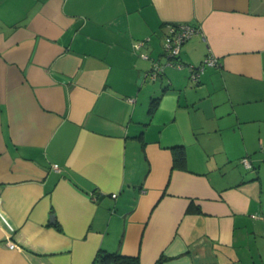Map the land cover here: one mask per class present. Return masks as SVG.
Listing matches in <instances>:
<instances>
[{
  "label": "crops",
  "instance_id": "crops-1",
  "mask_svg": "<svg viewBox=\"0 0 264 264\" xmlns=\"http://www.w3.org/2000/svg\"><path fill=\"white\" fill-rule=\"evenodd\" d=\"M98 248L264 264V0H0V264Z\"/></svg>",
  "mask_w": 264,
  "mask_h": 264
},
{
  "label": "built area",
  "instance_id": "built-area-1",
  "mask_svg": "<svg viewBox=\"0 0 264 264\" xmlns=\"http://www.w3.org/2000/svg\"><path fill=\"white\" fill-rule=\"evenodd\" d=\"M197 31H198V28L196 26H193L188 23L169 24L168 31L165 35V41H164V48H165V51L168 53L169 57L172 59L176 58L179 54L181 45ZM142 44H143V41H138L134 43L133 46L134 48H139ZM166 64L174 65L179 68L183 66L181 62L172 61V60H168ZM217 64H218L217 59L213 57L212 55L208 54L205 58H203V60L198 65L188 66V69L190 71V77L192 79H197L207 66H215ZM152 67H153V70L150 71L149 74L151 77L154 78L156 76V73L160 71L162 67L156 61L153 62ZM240 162L247 169H252V162L248 156H243L240 159ZM53 167L56 168V165H53ZM112 196L114 197L115 193H113ZM7 245L10 248H13L16 246L15 242L11 240H7Z\"/></svg>",
  "mask_w": 264,
  "mask_h": 264
},
{
  "label": "trees",
  "instance_id": "trees-1",
  "mask_svg": "<svg viewBox=\"0 0 264 264\" xmlns=\"http://www.w3.org/2000/svg\"><path fill=\"white\" fill-rule=\"evenodd\" d=\"M171 24H174V23H171ZM167 31H166V33H167ZM141 41L144 42V40H141ZM150 70L152 71L153 67H151ZM159 73H160V71H158L156 73V76ZM158 99H159V97L152 99L151 104H150V108H149L150 111H153L154 106L158 102ZM173 150H175V153H174L175 155H174V159H173L174 165L175 166L181 165V163L183 162V159H184L182 149L174 147ZM177 150H180L179 151L180 160H178V158H177V156H178V153L176 152ZM91 264H139V261H138V258L135 256L122 255L118 252H109V251H106L102 248H98L94 257H93Z\"/></svg>",
  "mask_w": 264,
  "mask_h": 264
}]
</instances>
